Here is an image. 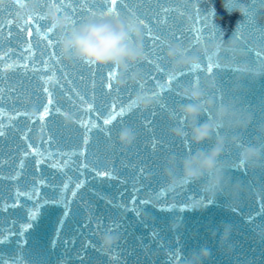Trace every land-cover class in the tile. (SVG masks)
I'll list each match as a JSON object with an SVG mask.
<instances>
[{
	"label": "water",
	"instance_id": "water-1",
	"mask_svg": "<svg viewBox=\"0 0 264 264\" xmlns=\"http://www.w3.org/2000/svg\"><path fill=\"white\" fill-rule=\"evenodd\" d=\"M223 3L115 0L105 12L106 0H0V264H185L191 250L201 247L211 251L206 264H264V166L255 172L237 170L242 148L264 150V138L256 134L264 124V77L242 78L240 62L227 55L213 58L206 70L209 56L200 54L207 45L232 39L250 66H264L254 63L257 53L264 57V0H229L230 7L249 9L246 18L230 15ZM62 4L73 14L86 10L75 17L79 24L116 19L140 29L143 60L129 69L126 86L114 85L113 70L90 71L63 59L58 36L48 31L46 20L47 12L55 10L72 22ZM27 5L34 12L25 18L21 12ZM153 36L162 52L179 44L205 64L188 72L191 67L173 71L165 56L158 64L155 58L146 62L145 53L156 50ZM137 73L139 79L131 80ZM172 74L194 83H185L174 95L169 91ZM184 88H200L217 103L251 114L247 130L236 133L239 146L226 149L224 162L235 168L234 180L262 191L259 198L209 204L198 185L167 189L162 170L168 158L196 151L188 140L169 135L171 127L183 128L176 109L184 102L179 94ZM137 95L152 98L154 107L136 108L132 98ZM121 100L131 109L117 111L113 123L104 124ZM122 129L135 136L129 147L117 141ZM193 204L203 213L187 211ZM174 220L183 224L176 233L169 229ZM223 224H230L232 233L221 245ZM105 234L118 238L107 250L100 243Z\"/></svg>",
	"mask_w": 264,
	"mask_h": 264
},
{
	"label": "clouds",
	"instance_id": "clouds-1",
	"mask_svg": "<svg viewBox=\"0 0 264 264\" xmlns=\"http://www.w3.org/2000/svg\"><path fill=\"white\" fill-rule=\"evenodd\" d=\"M223 7L230 15L233 12L242 18L249 15V9L244 4L230 7L229 0H224ZM33 12V6L27 5L21 15L26 18ZM46 20L58 36L60 53L66 62L91 65L97 69L111 68L117 73L113 83L118 88L129 83V69L143 60L141 31L132 21L89 19L71 27V20L66 16H59L55 10L47 12ZM200 54L213 58L227 55L238 60L242 78L259 80L264 77V66H250L232 39L222 44L207 45ZM165 59L173 71L199 66V54L188 56L175 45L168 47ZM130 79L138 80L139 74H133ZM179 94L186 101L176 109L183 128L173 126L169 135L176 141H183L187 135L196 151L180 159L175 156L168 158L162 170L167 189L174 190L180 184L198 185L209 204L223 199L233 205L240 202L242 197L259 198L262 191L249 189L239 179L234 180L231 172L235 168L224 162L226 149L229 146H239L240 139L236 133L247 130L252 122L251 114L241 112L232 104L217 103L200 88H184ZM132 103L141 111L154 107L153 99L144 95L134 96ZM205 116L208 119H204ZM256 134L257 137L264 138V124L257 126ZM134 140L135 136L130 129H122L117 137L118 143L123 147L131 146ZM205 145L210 147L202 150ZM238 164L241 170L255 172L264 166V150L256 147L242 148L238 152ZM187 211L202 214L204 209L193 204ZM182 228V222L174 220L169 223V229L173 233ZM231 233L230 224L220 226L221 245L228 243ZM216 234V230H212L211 238H215ZM117 242L116 236L108 234L102 236L100 241L105 250L114 247ZM210 256V249L201 247L198 251L189 253L185 264H206Z\"/></svg>",
	"mask_w": 264,
	"mask_h": 264
},
{
	"label": "snow or ice",
	"instance_id": "snow-or-ice-1",
	"mask_svg": "<svg viewBox=\"0 0 264 264\" xmlns=\"http://www.w3.org/2000/svg\"><path fill=\"white\" fill-rule=\"evenodd\" d=\"M67 2H68V0H65V3H66V4H67ZM114 2H115V0H106V6L102 9V11H105V12L108 11V9L112 7V5L114 4ZM56 3H60V0H56ZM77 3H79V0H77ZM121 4H123V0H121ZM61 7H62V8H65L66 11H69V14H70V15H73V21H72V23H73V27H75L76 25H78V24L80 23V21H78V20L75 19L76 16L83 17V16H85V15L87 14L86 10L83 9V8L78 9V10L73 14L68 8L65 7L64 4H62ZM116 10L119 11V10H120L119 7H117ZM214 30H215V29H213V31H214ZM48 31H49V32H52L53 30H52V28L50 27V28H48ZM146 31H147V30H146ZM37 36H39V33L37 34ZM193 38L195 39V37H193ZM52 40H53V37H52V36H49V37H48V41L51 42ZM151 43H152L153 47H154L156 50H155V52H153L151 49H149V50L145 53L146 62H149V63H150L151 60H152L153 58H155L156 63L158 64L159 61H160L161 59H163L164 56H165V53L161 51L163 45H161V44L159 43L158 39H157L156 37H154V36L152 37ZM52 46L55 47V45H52ZM177 46L181 47V45H179V44H178ZM244 51L247 52V51H249V49L246 47V48L244 49ZM184 53H185L186 55H189L187 49L184 50ZM256 56H257L258 59H257V61H254V63L258 62V63H260L261 65H264V57H261L260 53H257ZM206 60H207V64L205 65V69L207 70V68H210V67H211V63H212L213 57H207ZM202 64H205V60H204V59H201V61H200L198 67H196V68H191V69L188 70V72H195L197 69H200V68H201V65H202ZM86 66L89 67V70H90V71H100V69H94L91 65H86ZM107 70H108L109 72L112 71L111 68H107ZM164 71L167 72V68H165ZM186 75H187L186 72H181V73H180V76H186ZM169 83H171V88L169 89V91H173V94L175 95L176 92H178V89H179L180 86L184 85L185 83H186L188 86H192L194 82L191 81V80L182 81V80L179 78V76H176L175 74H172V75H171V78H170V80H169ZM109 86H110V85H109ZM161 87H163V83L161 84ZM144 91L147 92L148 90H147V89H144ZM131 94H132V93H129V95H131ZM161 102H164V101L162 100V98H161ZM177 102H180V101H177ZM48 103H49V104L52 103L51 99L48 101ZM164 103H166V102H164ZM182 103L184 104V103H186V101H184V102H182ZM131 107H132L131 104H129V103H127V102L121 100V101L119 102V104L113 106V110H112V112L110 113V118L105 119V120H104V124L107 125V124H111V123H113V120L116 119V113H117V111H119V112H124L126 109H127V110H130ZM45 112H47V110H45ZM178 119H179V121H180V118H179V117H178ZM204 119H208V117L205 116ZM118 123H120L121 126H123V121H122V120H121V121H118ZM180 123L182 124L181 121H180ZM105 130L108 131V132H111L112 129L109 128V129H105ZM0 135H3V133L0 132ZM184 140H185V142H186V141L188 140V138L185 136V139H184ZM182 146H183V145H182ZM240 146L243 147L244 145L241 144ZM189 147H190V146H189ZM186 154H188V153H186ZM239 169H240V167H238L237 170H239ZM101 175H107V174H106V173H101ZM198 203L200 204L201 207H204L205 204H206V202H205L202 198H200V199L198 200ZM187 209H188V208H187ZM161 210H162V211H170V210H172V209L164 208V209H161ZM137 211H138V210H137ZM115 226H116V227H119L118 225H115ZM109 231H111V229H109ZM195 251H196L195 249H192V250H191V252H195Z\"/></svg>",
	"mask_w": 264,
	"mask_h": 264
}]
</instances>
